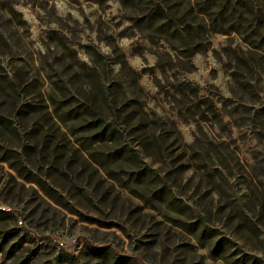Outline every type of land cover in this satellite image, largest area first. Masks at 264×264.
Masks as SVG:
<instances>
[{
    "label": "rangeland",
    "instance_id": "374dc122",
    "mask_svg": "<svg viewBox=\"0 0 264 264\" xmlns=\"http://www.w3.org/2000/svg\"><path fill=\"white\" fill-rule=\"evenodd\" d=\"M206 1L0 0V264H264V0ZM98 76L123 135L89 145L49 99Z\"/></svg>",
    "mask_w": 264,
    "mask_h": 264
},
{
    "label": "trees",
    "instance_id": "16d2710c",
    "mask_svg": "<svg viewBox=\"0 0 264 264\" xmlns=\"http://www.w3.org/2000/svg\"><path fill=\"white\" fill-rule=\"evenodd\" d=\"M153 2V1H151ZM211 5V1L207 0L205 3L199 7V12L204 11L205 8ZM246 1H238L237 6L240 10L246 6ZM220 16L224 14L221 10ZM255 25L253 28L260 26V18L258 14L256 15ZM144 25L155 26V29L164 35L172 38H180L181 41H187L188 38H193L197 32L195 28L185 25V23H178L174 17L169 15L162 7L159 5H154L151 3V9L149 13L144 17ZM184 43V42H183ZM87 48H90L87 45ZM95 57L93 59L92 65H86V68L90 71H94L96 67L105 65V55L99 51H95ZM97 65V66H96ZM102 67V66H101ZM104 68V67H103ZM95 84L97 89L92 90L90 97L85 100H79L74 97L72 93L70 96L62 92L60 87H54V92L60 98L50 97V101L53 104V112L55 119L60 123L64 121L70 122L71 125L77 127V132H81L83 138H88V144L94 143H104L109 144L117 141L123 135L122 118L120 111L113 112L109 115H104L101 111L103 104H105L110 96L113 95L112 85H105L106 79L104 77H99L96 79ZM181 90V93L185 95L186 87ZM62 92V93H61ZM63 98V99H62ZM80 140V139H79ZM77 145L74 147L76 151L84 150L86 147L82 141H77ZM88 145V146H89ZM131 151L128 147L123 146L117 150L115 157H109L107 155H102L98 158L93 159L94 164L97 167L104 168L108 165L111 160H115L118 157L124 156Z\"/></svg>",
    "mask_w": 264,
    "mask_h": 264
}]
</instances>
